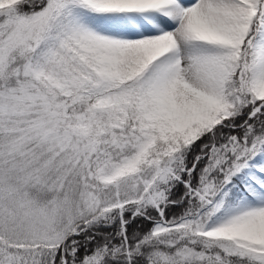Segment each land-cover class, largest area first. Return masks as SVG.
Instances as JSON below:
<instances>
[{
    "label": "snow or ice",
    "instance_id": "6c2138e0",
    "mask_svg": "<svg viewBox=\"0 0 264 264\" xmlns=\"http://www.w3.org/2000/svg\"><path fill=\"white\" fill-rule=\"evenodd\" d=\"M0 264H264V0H0Z\"/></svg>",
    "mask_w": 264,
    "mask_h": 264
}]
</instances>
